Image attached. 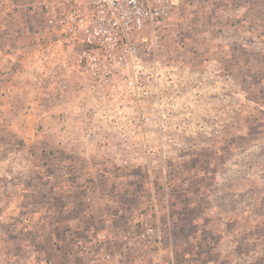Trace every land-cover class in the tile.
<instances>
[{
    "label": "rangeland",
    "instance_id": "obj_1",
    "mask_svg": "<svg viewBox=\"0 0 264 264\" xmlns=\"http://www.w3.org/2000/svg\"><path fill=\"white\" fill-rule=\"evenodd\" d=\"M177 1L158 52L201 70L205 97L181 168L104 166L81 107L29 82L31 44L10 41L27 49L6 75L0 55V264H99L154 205L142 264H264V0Z\"/></svg>",
    "mask_w": 264,
    "mask_h": 264
},
{
    "label": "built area",
    "instance_id": "obj_2",
    "mask_svg": "<svg viewBox=\"0 0 264 264\" xmlns=\"http://www.w3.org/2000/svg\"><path fill=\"white\" fill-rule=\"evenodd\" d=\"M177 2L0 0V34L31 44L29 82L41 90L52 86L58 101L70 98L81 107L85 142L104 166L181 168L200 144L205 97L201 70L158 52ZM173 178L165 172L160 183ZM141 214L118 232V246L99 264H142L137 252L160 246L155 205ZM103 241L113 243L110 236Z\"/></svg>",
    "mask_w": 264,
    "mask_h": 264
},
{
    "label": "crops",
    "instance_id": "obj_3",
    "mask_svg": "<svg viewBox=\"0 0 264 264\" xmlns=\"http://www.w3.org/2000/svg\"><path fill=\"white\" fill-rule=\"evenodd\" d=\"M21 43H23V41ZM0 45H2L0 48V55L5 56V59H2V61H5L4 63H5L6 68H5L4 74L6 75L7 71L10 68L8 67L7 63L10 61L9 64H12L15 61V59H17V52H24L27 48L19 49L18 47H16V45H12L10 41L5 39L3 34H0ZM22 78H23L22 80H24V77Z\"/></svg>",
    "mask_w": 264,
    "mask_h": 264
}]
</instances>
